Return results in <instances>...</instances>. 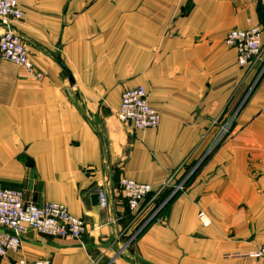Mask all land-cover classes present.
Segmentation results:
<instances>
[{
  "label": "crops",
  "instance_id": "obj_1",
  "mask_svg": "<svg viewBox=\"0 0 264 264\" xmlns=\"http://www.w3.org/2000/svg\"><path fill=\"white\" fill-rule=\"evenodd\" d=\"M19 6L15 26L42 77L0 62V180L25 201L64 205L85 233L28 232L0 264H260L246 254L264 244V50L240 67L223 40L253 26L264 40V0ZM135 86L158 111L156 128L116 119L121 93ZM199 161L165 219L131 238L150 203L128 218L117 180L158 186ZM102 187L107 208L91 203Z\"/></svg>",
  "mask_w": 264,
  "mask_h": 264
},
{
  "label": "built area",
  "instance_id": "obj_2",
  "mask_svg": "<svg viewBox=\"0 0 264 264\" xmlns=\"http://www.w3.org/2000/svg\"><path fill=\"white\" fill-rule=\"evenodd\" d=\"M20 18L19 0H0V62L10 61L39 77L40 75L34 72L24 40L13 25ZM225 38L226 45L235 51L236 62L240 67L248 68L253 65L264 50L259 26L232 29ZM116 118L134 130L156 128L160 122L158 111L148 103L146 92L141 86L122 92ZM172 180L171 177L161 186H153L121 176L115 189L128 209L135 213L145 203L155 202ZM98 200L100 207H108L106 188L98 190ZM28 232L80 240L85 233V223L82 218L69 213L60 203L45 202L37 205L25 202L19 190L6 188L0 183V258L9 257V253L17 255L21 240ZM248 255L264 264V245L257 246L248 252ZM14 264H50V260L17 257Z\"/></svg>",
  "mask_w": 264,
  "mask_h": 264
},
{
  "label": "rangeland",
  "instance_id": "obj_3",
  "mask_svg": "<svg viewBox=\"0 0 264 264\" xmlns=\"http://www.w3.org/2000/svg\"><path fill=\"white\" fill-rule=\"evenodd\" d=\"M21 9V8H20ZM22 12V11H21ZM21 18H22V13H21ZM21 18L18 20V21H21ZM16 21V22H18ZM15 23H13L14 27L16 28L15 26ZM17 30V29H16ZM232 30V29H231ZM230 31V30H229ZM226 35L224 36V44L226 45ZM25 43V42H24ZM229 47V46H228ZM230 48V47H229ZM232 49V48H231ZM27 50V49H26ZM27 54L29 56V59L31 60L32 62V65H33V69H34V72H37L40 76L39 77H35L33 74L27 72L22 66H19V65H16L10 61H6L4 60L5 62H7L8 64L10 65H13V66H18L21 68V70L28 74V75H31L33 76L34 78L36 79H39L42 77V72H40L34 65L33 63V58H32V54L28 52L27 50ZM2 62V61H1ZM136 87V86H135ZM133 88V87H132ZM130 89V88H128ZM127 90V89H126ZM125 91V90H124ZM123 91V92H124ZM122 94V93H121ZM121 96V95H120ZM147 96V95H146ZM148 101V100H147ZM149 103V102H148ZM116 116V115H115ZM117 119V118H116ZM159 125V124H158ZM132 129V128H131ZM153 129V128H152ZM134 130V129H132ZM224 132V130H221L217 135L216 137L220 138L222 133ZM217 138V139H218ZM210 152V151H209ZM204 159V157H203ZM200 161L199 163H195V164H191L190 166H188L185 170H183V172L179 175L178 178H173V180L171 181V183L169 185H167L163 190L162 192L160 193V195L158 196V198L156 199L155 202L153 203H150V205H148V212L146 214H144V219H142L131 231V233L129 235H131L130 237L133 238V236H135L136 234H139L141 233V231L143 229H145L149 224L153 223V222H162L163 219H165V213H166V209H167V205H168V202H170V200L176 196H179V193H182L184 191V189L187 187V185L193 180V178L196 176V174L198 173L199 171V168H200ZM118 181V180H117ZM0 183L1 185L2 182L0 180ZM162 185V184H161ZM161 185H158V186H161ZM4 186V185H3ZM6 188H10V189H14V190H19L21 193H22V197H23V192L21 189H18V188H11V187H7V186H4ZM116 187V186H115ZM120 193V192H119ZM118 196V198L120 200L123 201V199L121 198V195H116ZM24 200V199H23ZM25 201V200H24ZM25 202H28V201H25ZM45 202H49V201H44L40 204H37V205H41ZM33 203V202H32ZM124 203V206H125V211H126V215L128 216V218H132V217H136V215L142 211L141 209H139L138 211H136L135 213L131 212L127 205L125 204V202L123 201ZM148 204V203H147ZM202 215V214H201ZM199 217H201L199 215ZM81 218V217H80ZM83 220V218H82ZM74 239V238H73ZM261 245H264V244H261ZM247 256L248 253L246 254ZM1 261V259H0ZM260 261V260H259ZM99 264V263H98Z\"/></svg>",
  "mask_w": 264,
  "mask_h": 264
},
{
  "label": "water",
  "instance_id": "obj_4",
  "mask_svg": "<svg viewBox=\"0 0 264 264\" xmlns=\"http://www.w3.org/2000/svg\"><path fill=\"white\" fill-rule=\"evenodd\" d=\"M58 63L61 66V68L64 71V73L67 75L68 80L69 81H72L73 79H72L71 75L69 74L68 70L63 66V64L61 63V61H59ZM90 198H91V203L93 205H99L98 193L97 192L93 193Z\"/></svg>",
  "mask_w": 264,
  "mask_h": 264
},
{
  "label": "bare ground",
  "instance_id": "obj_5",
  "mask_svg": "<svg viewBox=\"0 0 264 264\" xmlns=\"http://www.w3.org/2000/svg\"><path fill=\"white\" fill-rule=\"evenodd\" d=\"M235 55H236V53H235Z\"/></svg>",
  "mask_w": 264,
  "mask_h": 264
}]
</instances>
